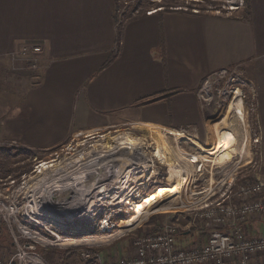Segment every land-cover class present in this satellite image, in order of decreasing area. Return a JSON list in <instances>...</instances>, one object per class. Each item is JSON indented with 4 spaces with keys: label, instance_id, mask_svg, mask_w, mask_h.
Wrapping results in <instances>:
<instances>
[{
    "label": "crops",
    "instance_id": "1",
    "mask_svg": "<svg viewBox=\"0 0 264 264\" xmlns=\"http://www.w3.org/2000/svg\"><path fill=\"white\" fill-rule=\"evenodd\" d=\"M253 2L232 15L161 10L123 21L114 0H0V76L17 91L0 114V140L40 151L124 125L208 130L202 79L235 65L259 79L264 23ZM34 44L40 71L30 81L31 68L13 60ZM258 107L264 129V96ZM238 168L224 187L236 186Z\"/></svg>",
    "mask_w": 264,
    "mask_h": 264
},
{
    "label": "rangeland",
    "instance_id": "2",
    "mask_svg": "<svg viewBox=\"0 0 264 264\" xmlns=\"http://www.w3.org/2000/svg\"><path fill=\"white\" fill-rule=\"evenodd\" d=\"M230 2L231 0H114V15L124 21L157 7L174 11L192 9V12L196 10L197 13L204 11L217 13L219 10V14H224L223 7L227 8ZM253 5L259 21L264 23V0H254ZM245 6L244 0L241 9H246ZM39 54H29L13 60L19 67L31 68L30 81L34 79L33 77L39 76ZM241 69L248 87L242 88L240 93L243 100L238 102L234 110L241 119L245 138L243 152L237 153L236 145L231 143L225 148V158L222 159L218 158V152L214 149L205 151L212 143L209 136L211 127L218 123L227 129V124L235 114L230 104L222 109L230 114L221 121L217 114L220 108L217 107L215 97L204 109L205 119L215 117L208 130L205 122L201 130L193 128L187 135L175 131H161L183 155L184 165L193 174L192 183L185 187L183 197L180 198L181 205L157 203L167 192L180 186L186 176V168L181 161L169 157L165 145L160 140L164 134H159L156 130L124 125L40 151L27 149L18 142L13 144L0 140V173L4 177L10 175L16 179L17 199L24 207V215H20V219L40 234L34 245L33 240H21L20 245L26 247L18 250L8 228L0 225V261L7 262L11 257H15L13 264H49L37 251L39 247L56 248L60 252L72 249L65 264H112L133 257L136 253L135 242L140 238L169 227L177 230L176 240L180 244L204 243L208 237V230L202 229L204 227L201 226L200 220L193 221L192 218L196 209L204 205L203 200L211 194L215 183L223 179L228 181L231 178L229 172L238 167L234 190L243 181L252 180L253 175L255 182L264 180V146L261 137L264 129L258 107V104L261 106L264 96V57L261 73L256 81L250 80L244 69ZM11 87L5 76H0V114L7 112L9 107L6 103L10 106L12 96L14 98L17 96V91L12 92ZM126 139L134 142L142 157L135 160V165L121 171H118L117 166L111 181L98 184L96 189L92 186L85 187L80 181L81 174L77 172L80 163H75L74 159L82 153H86L85 156L90 159L110 149L115 151L119 149L118 141ZM253 151L255 168L248 166L246 169V159ZM43 162L53 163V166L40 173L38 169ZM170 169L173 181L168 177ZM75 171L76 174L73 176ZM180 173L183 177H179ZM73 177L77 178L78 190L75 191V198L71 199L68 192L72 190V185L68 182L69 179L74 180ZM174 182L175 184L171 185ZM162 183L164 187L171 185L173 188H164L162 189L164 191L154 193ZM53 194H56L55 197L48 202L56 211L54 214L48 211L49 207L46 205V198ZM76 196L86 201L85 210L78 215L71 216L65 205L57 206L64 200L76 206L78 203L74 201L77 199ZM252 229L254 233L264 232V223H254ZM181 233L185 234L182 236Z\"/></svg>",
    "mask_w": 264,
    "mask_h": 264
},
{
    "label": "built area",
    "instance_id": "3",
    "mask_svg": "<svg viewBox=\"0 0 264 264\" xmlns=\"http://www.w3.org/2000/svg\"><path fill=\"white\" fill-rule=\"evenodd\" d=\"M243 3L244 0H231L227 8L223 7L224 14L232 15L243 7ZM155 11L151 9L146 14ZM193 12L197 13L196 10ZM40 52L39 45H25L20 55L25 57ZM241 68V65L222 68L202 79L197 97L203 109L215 97L220 110L231 104L235 112L238 102L243 100L242 88L248 87ZM189 132L188 129L180 130L183 135ZM220 182L215 183L211 194L203 200L204 205L196 209L192 218L193 221L200 220L202 229L208 230L204 243L180 244L176 240L177 230L169 227L140 238L135 242L133 257L112 264H264V232L254 233L252 229V224L264 223V180L245 182L236 190L232 183L224 187ZM16 186V179L0 173V225L8 228L15 246L22 250L26 245L21 246V240H33L34 245L40 234L20 219L24 207L17 199ZM14 258L0 261V264H13Z\"/></svg>",
    "mask_w": 264,
    "mask_h": 264
},
{
    "label": "bare ground",
    "instance_id": "4",
    "mask_svg": "<svg viewBox=\"0 0 264 264\" xmlns=\"http://www.w3.org/2000/svg\"><path fill=\"white\" fill-rule=\"evenodd\" d=\"M217 114H218L219 119L222 121L223 117H225L227 114H230V113L228 111H224L221 109L219 110ZM161 131L162 130H156L157 133L164 134V132H161ZM209 136L211 138L210 140L212 143L210 147H207V148L214 149V151L218 152V158L220 159L225 158V148L228 147L230 143L236 145L235 150L237 151V153H241L244 150L245 138H244V133L242 132L241 119L237 111L232 116V119L230 120L229 124H227V129H225L221 124H218V123L214 124L210 129ZM160 140L162 141V144L165 145L164 147L166 148L169 157L173 158L175 161L177 160L181 161V164L184 165L185 158L183 159V155L180 153V151H178V149H176V146L174 144L173 145L171 144L168 137H166L164 134L162 135ZM194 143H197V142H194ZM117 144H119L118 145L119 149L115 151H112L113 149H110L111 152L108 151L104 154L95 156L90 159L86 157L87 156L86 153H82L79 155L78 158H76L78 160L74 159L75 163L76 162L80 163L77 172L81 174L80 181L84 183L83 185L85 187L92 186L93 189H96L98 184L106 182V181H111V179L115 176L117 166L119 167L118 171H121L124 168L132 167V165L136 164L135 160L142 157L141 156L142 154L138 152L139 148L134 144L132 140L126 139L125 141H118ZM121 144H124V145L120 146ZM120 148L122 149L120 150ZM89 156H91V154ZM182 159H183V162H182ZM107 163L108 164L111 163V165L109 166ZM52 166H53V163L43 162L40 164L38 172L42 173L43 170L49 169ZM184 167L186 168V176L182 180L180 186L173 191L167 192L165 195H163L158 200L157 203H165V204L168 203V204H175V205L182 204V199L180 200V198L183 197V192L185 190V187L189 186L192 183V179H193V174H191L189 171L190 169L188 170L185 165ZM75 174H76V171L73 173V176ZM73 179L74 180L69 179V182H68V184L72 185V190L68 192V195H69L68 197L71 199L72 197L75 198L74 196L76 193L75 191L78 190L76 187L78 185L76 182L77 178L75 179L73 177ZM55 195L56 194H53L46 198V205L47 207H49L48 211H50L52 214H54V212L56 213V211L51 208L53 206L48 201L53 200L52 197H55ZM76 198L77 199L74 200L78 202L76 206L70 205V202H67L65 200L61 201V203L59 202L60 204H58L57 206L61 207V205H65L67 207V211H69L71 216L78 215L82 210H85L84 203H86V201L85 199H82L77 196Z\"/></svg>",
    "mask_w": 264,
    "mask_h": 264
},
{
    "label": "trees",
    "instance_id": "5",
    "mask_svg": "<svg viewBox=\"0 0 264 264\" xmlns=\"http://www.w3.org/2000/svg\"><path fill=\"white\" fill-rule=\"evenodd\" d=\"M246 1V0H245ZM159 7H157V8H155L156 9V11L155 12H159V11H161L162 9H164V8H159ZM172 9V8H171ZM173 10V9H172ZM192 9H186V11L185 12H189V13H193L192 11H191ZM5 151V150H4ZM1 153H2V151H1ZM168 177H169V179H170V181L172 180L173 181V173L171 172V169L170 170H168ZM179 177H183L182 176V174L180 173L179 174ZM178 177V178H179ZM254 177V176H253ZM175 184V182L174 183H172L171 185H174ZM161 186H158V189H161L160 191L158 190V189H156L155 191H154V193H160L161 191H164V190H162V189H164V188H169V187H171V188H173L171 185H169V186H163L164 184L162 183V184H160ZM158 195V194H157ZM72 249H67L66 251H64V252H60V251H58L56 248H39L38 247V252H39V254L43 257V259H45L49 264H65V262L68 260V254L70 253V251H71Z\"/></svg>",
    "mask_w": 264,
    "mask_h": 264
}]
</instances>
